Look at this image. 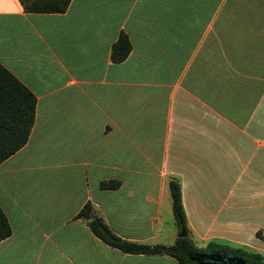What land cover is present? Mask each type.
I'll list each match as a JSON object with an SVG mask.
<instances>
[{"label":"crops","instance_id":"obj_1","mask_svg":"<svg viewBox=\"0 0 264 264\" xmlns=\"http://www.w3.org/2000/svg\"><path fill=\"white\" fill-rule=\"evenodd\" d=\"M121 32L132 49L114 62ZM0 64L36 98L0 163V264H177L78 217L89 202L120 238L172 245L171 179L197 245L264 252V0H0Z\"/></svg>","mask_w":264,"mask_h":264},{"label":"trees","instance_id":"obj_2","mask_svg":"<svg viewBox=\"0 0 264 264\" xmlns=\"http://www.w3.org/2000/svg\"><path fill=\"white\" fill-rule=\"evenodd\" d=\"M26 12L62 13L66 11L70 0H19ZM132 49L126 33L121 32L111 48L114 62L123 61ZM36 98L12 73L0 64V163L23 147L34 123ZM118 181H104L102 188L114 189ZM169 189L172 211L178 230L187 233V221L182 204V195L178 181L171 179ZM92 233L106 244L125 253L145 255H167L177 264H264L261 252L244 246L211 240L197 245L188 235L176 238L172 245H148L130 242L115 235L94 212L91 203H86L78 213ZM12 233L6 215L0 207V241Z\"/></svg>","mask_w":264,"mask_h":264},{"label":"water","instance_id":"obj_3","mask_svg":"<svg viewBox=\"0 0 264 264\" xmlns=\"http://www.w3.org/2000/svg\"><path fill=\"white\" fill-rule=\"evenodd\" d=\"M188 236V233L184 230H180L178 233H177V238L179 237H187Z\"/></svg>","mask_w":264,"mask_h":264},{"label":"rangeland","instance_id":"obj_4","mask_svg":"<svg viewBox=\"0 0 264 264\" xmlns=\"http://www.w3.org/2000/svg\"><path fill=\"white\" fill-rule=\"evenodd\" d=\"M264 252H262V254H263ZM264 255V254H263Z\"/></svg>","mask_w":264,"mask_h":264}]
</instances>
